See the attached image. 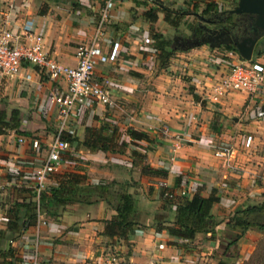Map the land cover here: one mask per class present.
Segmentation results:
<instances>
[{"label": "crops", "instance_id": "1", "mask_svg": "<svg viewBox=\"0 0 264 264\" xmlns=\"http://www.w3.org/2000/svg\"><path fill=\"white\" fill-rule=\"evenodd\" d=\"M145 1L117 0L110 13L105 36L99 41L103 51L115 50L118 58L114 63L97 66L95 76L99 79L109 78L114 82V97L123 109L119 111L98 106L88 110L79 121L75 135L79 141H83L86 128L98 129L107 125L118 127L120 131L132 128L148 134L153 140L151 145L141 142L139 146L145 151L142 153L147 158L146 163L152 168L165 170L167 177L160 179L139 173L135 179L125 181L128 191L135 195L139 208L148 216L145 218V226L139 231H133L126 241H110L104 236L103 230L106 221L116 213L106 203L96 201L91 204L67 205L55 218L42 214L46 226L29 227L13 241L11 247L19 259L14 264H26L21 259L25 253L24 247L33 243L36 237L44 243L52 244L40 248V264H92V260L105 249H113L123 258V264H174L175 258L191 253L169 246L172 239L168 235H157L150 228L153 214L163 205L160 183L165 182L168 190L175 193L186 190L188 197L197 189L205 197L217 191L220 201L212 208L211 214L220 223L215 226V231L197 235L194 241L202 239V236L209 238L212 233L220 235L218 231L226 229L230 215L243 207L247 200L259 199L264 194V87L254 95L232 93L217 103L204 97L201 101V93L197 88L202 87L203 90L207 87L204 93H209L210 87L222 74V69L231 64L227 52L217 53L216 47L210 48L204 44L202 48L189 53L190 56H199V60L188 66L187 80L172 76L171 70L174 68L167 70L168 75L150 77V69L158 53L151 45H148V53L139 51L142 49L140 39L148 35L151 38V32L158 33L157 26L160 23L165 28L168 25L160 13L157 14L156 22L145 21L144 12L154 8L152 4L143 5ZM159 1L169 10L175 6L183 9L180 5L183 1L190 6L195 3L202 6V11L206 8V0ZM102 3L103 0H0V34L6 30L18 33L21 29L38 32L43 36L49 58L63 65L75 66L77 47L92 42ZM217 9L221 15H231L229 11L232 9L223 12ZM242 15L247 14H233L238 17ZM228 16H222V21L225 25H232L228 22ZM258 35L260 37L249 61L264 66V55L257 54L264 47V35ZM231 40L228 45L235 47L236 39ZM25 74L31 75L30 82L23 81ZM148 86L154 88L149 91ZM188 86L194 90H186ZM53 87L60 90L65 87V82H51L44 73L29 66H24L17 78L0 76V97L7 99L8 114L12 109L18 111L19 130L24 132L18 135L10 131L0 136V146L6 153V158L0 157V248L5 249L7 243L3 231L6 229L4 219L8 207L28 197L27 190H30L23 184L16 170H8L4 165L6 161H14L23 170L39 165L29 140L38 136L47 141L53 135L49 123L45 120L39 123L43 118L42 104ZM164 125L169 127L168 135L161 132ZM247 135L253 137L249 149L241 141ZM18 137H24V144L16 145ZM210 142L231 145L232 164L239 169V175L232 174L225 167L224 161L214 157L212 151L203 146ZM70 146V150L63 154V164L57 174L76 172L89 175L92 168L103 167L108 156L116 162L120 157L91 151L82 146L74 147V144ZM124 159L119 162L131 166V155ZM97 182L95 176L88 177L89 184ZM226 198L235 204L226 207ZM259 234L257 231H248L245 236ZM160 243L164 244L163 250L157 247ZM199 248L201 251L194 252V255L198 254V260H201L206 253H202V247Z\"/></svg>", "mask_w": 264, "mask_h": 264}, {"label": "built area", "instance_id": "2", "mask_svg": "<svg viewBox=\"0 0 264 264\" xmlns=\"http://www.w3.org/2000/svg\"><path fill=\"white\" fill-rule=\"evenodd\" d=\"M116 1L103 0L92 42L89 45L82 44L77 47L75 66L63 65L49 58L45 51L43 36L38 32L21 29V32L18 33L6 30L0 34L1 77L17 78L20 76L22 68L29 66L44 73L51 82H65V87L60 90L53 87L47 93L42 104L41 115L52 127V137L47 141L39 137L29 140V146L38 157L39 165L30 170L21 169L14 161H6L4 165L8 170H16V173L21 176L23 184L35 193L34 201L37 205L41 192L58 187L55 174L62 167L63 154L68 152L71 147L69 142L63 140V135L75 137L79 121L88 110L98 106L108 109L117 107V100L114 97V87L116 86L114 82L109 78L99 79L95 76L97 66L114 63L118 58V52L115 53V50L105 52L99 44L100 39L105 36L110 13ZM146 1L148 4L154 5L153 0ZM206 1L221 8L219 0ZM198 18L202 19L200 15ZM206 20L208 19L204 20L205 23ZM140 42L152 44V40L148 37H142ZM227 57L231 60V64L222 69V74L209 93H204V98H208L210 102L217 103L232 93L254 95L264 87V66L262 64L240 59L238 53L234 51H228ZM22 79L25 82H30L31 75L25 74ZM161 132L163 135H168L169 127L164 125ZM24 141V137H18V144H24ZM241 141L249 149L253 143V137L247 135ZM203 146L210 149L214 157L224 161L225 167L232 174L239 175V169L232 164L233 149L230 144L210 142ZM42 148L45 151V156L42 154L40 157ZM160 188L165 197H173L165 182L160 183ZM187 194L186 190H180L181 197H187ZM224 204L226 207H231L235 202L226 198ZM35 226H46V222L39 214ZM10 244L12 246L13 242ZM51 245V243H44L36 237L33 243L25 245V253L21 259L26 264H40V248ZM157 247L159 250H163L164 244L160 243ZM118 256L113 249H105L92 260V264H123Z\"/></svg>", "mask_w": 264, "mask_h": 264}, {"label": "trees", "instance_id": "3", "mask_svg": "<svg viewBox=\"0 0 264 264\" xmlns=\"http://www.w3.org/2000/svg\"><path fill=\"white\" fill-rule=\"evenodd\" d=\"M143 5H148L147 1ZM192 10V9H191ZM197 4L193 5V15L198 18L195 13ZM190 11L185 8H177L171 11L163 7L161 1L154 0V8H148L143 17L145 21L154 23L157 21V14H163V21L173 29L179 28L184 18L189 15ZM218 15L217 5L206 1V8L202 11V20H213L222 18ZM199 19V18H198ZM192 34H200L202 28L200 25L194 27L189 25ZM152 48L157 51L156 59H170L173 56V42L165 39L162 34L151 32ZM228 51L237 53L233 45L224 47ZM258 55H264V47L257 52ZM241 59V57H240ZM20 119L17 110L12 109L8 114L5 105L0 106V136L10 131H14L18 135L24 132L19 130ZM109 130V131H107ZM109 132V134H108ZM125 136L128 141L122 144L115 143L118 137ZM63 140L75 147H84L91 151H101L105 153H119L116 148L126 149L127 146L135 142H144L151 145L153 140L149 135L132 128H126L122 131L118 127H109L102 125L98 129L86 128L83 141H79L76 137L64 136ZM117 139V140H116ZM74 142V143H73ZM124 154V152H121ZM132 164L140 168L142 175L165 179L167 172L163 169H155L146 163V156L138 151H131ZM56 178L58 187L46 190L40 193L38 205L34 201L35 193L30 189L27 190L29 196L21 201L13 202L7 209L5 218L6 229L4 232L7 239L6 247L0 248V264H14L19 259L16 257L15 250L11 247L10 242L17 240L29 227L37 224L38 214H45L49 217H57L59 210L73 203L91 204V202H104L116 215L109 221H106L103 230L104 236L110 241L112 240H128L129 235L136 230L144 227L138 219L139 206L135 195L130 193L126 183L114 186L104 181L87 184L84 174L71 172L63 173ZM86 178V179H85ZM179 178L176 180V185ZM173 197L168 198L161 193L163 205L152 216L150 228L155 234L165 233L172 240L169 246L178 250H188L189 243L195 240L197 235L208 234L213 228L219 224L214 222L212 216V208L220 201L217 191H213L209 196L205 197L199 189L191 197H181L179 193L169 190ZM94 198V199H92ZM92 199V200H91ZM226 227L236 232L235 238L239 240L245 236L248 231L264 232V201L245 205L238 208L232 215L228 217ZM2 234V232H0Z\"/></svg>", "mask_w": 264, "mask_h": 264}, {"label": "rangeland", "instance_id": "4", "mask_svg": "<svg viewBox=\"0 0 264 264\" xmlns=\"http://www.w3.org/2000/svg\"><path fill=\"white\" fill-rule=\"evenodd\" d=\"M218 2L221 7L220 11L223 12L226 10L233 9L236 6L238 0H219ZM180 5L181 7L188 9L190 11L189 12L190 14L184 18V20L182 21L183 24H181L179 28L173 29L170 26H168V28H165L164 24L162 23H160L159 26H157L158 33H161V32L165 33L164 35L162 34L163 37L173 42L172 48L174 49V51H173V56L170 59L162 58L161 60L158 61V58L157 59L155 58L154 65L152 67L153 69L152 68L150 69L151 70L150 77H154V75H158V74H162L164 76L165 74L168 75L167 70L174 68L171 70L172 76H178L180 77L179 79L181 80L183 79L187 80L188 78L186 76V73L189 70L188 66L190 65L191 62L199 60L198 59L199 56H196V55L190 56L189 53H191V51L195 49L202 48V42H198L199 45L197 46L193 44L194 41H200L201 39L191 36L192 32L189 30L188 26L193 25L194 27H196L197 25H200V26L203 25L207 27V25L204 22V20L200 18L198 19L195 15L192 14L193 13L192 4L190 6L189 4H187V2L183 1L180 3ZM178 7L179 6L173 7L171 11L177 10ZM85 9L91 11L90 8L85 7ZM195 13L197 15L202 16V6L197 5V10ZM220 15L221 14L218 13L217 16H220ZM227 16L228 14L226 13V17ZM228 17H229V21H228L229 23H232L233 25H238V26L241 25L239 24L238 16H233V14H231ZM148 38L151 40L149 35H148ZM193 39H196V40H193ZM210 44H211L210 42L205 43L204 46L210 47ZM212 44L216 45V43H212ZM148 45H151V44H142L143 50L140 49L139 51L148 53ZM224 47L225 46H223V44L220 47L219 46L216 47L217 53L226 54L228 50H226ZM153 88H154L153 86L147 87L149 91L152 90ZM185 89L190 91L193 88H191V86H188ZM207 89H208L207 87H205L203 90H202V87L197 88V90L200 93L202 92L201 97H200L201 101H202V97H205L204 92ZM5 100H7L6 97H0V106L3 107V105H5V109H6L8 107H7V102ZM206 100H209V99L207 98ZM117 109L119 111L123 109V106H121V104H119L118 102H117V107L114 108V110H117ZM43 121L44 119L41 118L39 120V123H42ZM35 137H38V136H35ZM125 140L127 139L121 136L120 139L118 137V140L115 143L122 144ZM140 143L141 142H135L134 144L130 143L126 149H122V146H121V149L116 148V149H119L118 150L119 153H115L114 155L118 157L120 156L119 160H126L124 158H126L127 155L130 156L131 151L133 150L134 151L139 150L138 152L140 153L145 152L144 149H142L139 146ZM16 145H18L17 142H16ZM121 152H124L126 156L122 157L123 154ZM42 154H45V151H43V148H42L40 157H42ZM109 154L113 155L112 153H109ZM0 157L6 158V153L2 146H0ZM110 158H111L110 156L106 158L108 160H105V164L103 167L101 165L100 167L97 166L95 168H92V170H90L89 172V175H87L86 173H83L85 177L87 178V179L85 178L86 179L85 185L89 184L88 183L89 176H95V179L98 182L106 181L107 184H113L115 187L120 184H125L126 183L125 181H127L128 179H133V178L135 179L136 177L139 176V173H140L139 166L138 167L126 166V164H124L125 162L120 161L122 162L120 163L118 159H117L118 161L116 162L115 159L110 160ZM66 159L70 160V158H67V157ZM103 173L104 175H101ZM58 175L60 176V174L56 173L55 177H57ZM133 183L136 184V182H133ZM263 201H264V194L259 199L257 198L254 200L253 199L247 200L244 206L257 204ZM73 204H84V203H73ZM73 204H70V205H73ZM59 213H61V210H59ZM147 217L148 216L144 213L143 209L139 208L138 219L139 221H141L142 225H144L145 220H146L145 218ZM51 218H55V217H51ZM214 222L220 223V220L218 218H214ZM225 228L226 229H222L221 231H218L220 235L216 233H212L209 238L208 237L204 238V236H202V239L192 241L191 243H189V248L187 251H190L191 254L190 255L182 254L181 256L175 258L173 260V263L174 264H179V263L180 264L181 263L182 264H264V232H258L260 234L255 235V236L254 235L253 236L249 235L247 237L243 236V238L236 240L235 238L236 232H233V230H231L230 228H227V227ZM214 229L215 227L213 228L212 231H215ZM202 235H205V234H202ZM199 247H202V253H206L205 255H202L201 260L200 259L198 260V257H199L198 254L194 255V252L201 251ZM118 258L120 259V261H122V263L125 262L121 256H118Z\"/></svg>", "mask_w": 264, "mask_h": 264}, {"label": "water", "instance_id": "5", "mask_svg": "<svg viewBox=\"0 0 264 264\" xmlns=\"http://www.w3.org/2000/svg\"><path fill=\"white\" fill-rule=\"evenodd\" d=\"M230 14H248L250 15L253 19V26L254 30L256 29L260 30V35H264V0H238V3L236 7L232 10L229 11ZM212 21L206 20V23H211ZM209 33H214L216 31H212L211 29H207ZM227 33L225 31H222L219 33V38L220 41L214 44H210V47H218L220 45H228L231 44L232 40L229 35L225 36ZM260 36L257 35L255 38H243L240 41L239 40H234V45L235 49L238 53V55L246 60L249 61L252 50L254 48V45L256 44L257 39ZM202 44L209 43L206 39L201 40ZM194 45H199L198 42H194Z\"/></svg>", "mask_w": 264, "mask_h": 264}, {"label": "flooded vegetation", "instance_id": "6", "mask_svg": "<svg viewBox=\"0 0 264 264\" xmlns=\"http://www.w3.org/2000/svg\"><path fill=\"white\" fill-rule=\"evenodd\" d=\"M223 16L225 14H222ZM226 17V15H225ZM222 18H217L210 20L211 23H206V26L201 25L202 31H200V34H192L191 36L199 38V39H206L210 43H218L221 38H219V33L222 31H225L227 35H229L232 39L241 40L243 38H255L260 33L259 29L254 30L253 22L254 19L250 15H242L239 16V24L241 25H225L224 21H222ZM207 29H211L212 31H216L214 33H209ZM239 35V36H238ZM196 40V39H193ZM194 42H200V41H194Z\"/></svg>", "mask_w": 264, "mask_h": 264}]
</instances>
